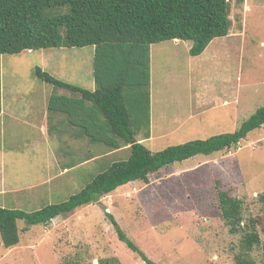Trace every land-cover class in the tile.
Returning <instances> with one entry per match:
<instances>
[{
    "label": "rangeland",
    "instance_id": "rangeland-1",
    "mask_svg": "<svg viewBox=\"0 0 264 264\" xmlns=\"http://www.w3.org/2000/svg\"><path fill=\"white\" fill-rule=\"evenodd\" d=\"M230 18L229 35L214 38L199 56L187 51L191 41L153 47L156 139L144 142L152 151L234 132L264 105V0H232ZM162 45L166 47L159 53ZM94 49L62 46L1 56L3 207L34 211L61 202L114 161L129 157V148L111 151L71 132L60 133L58 126L49 135L38 129L51 94L72 92L42 80L35 68L93 90ZM160 115L168 118L169 129H178L157 135ZM61 119L55 115L49 126ZM217 186L242 200L244 220H256L264 241V203L259 198L264 193V125L237 147L174 162L151 173L148 182H129L47 225L25 229L26 221L19 219L17 245L5 247L0 235V264H147L120 240L111 214L154 264H235L241 235L231 234L221 217ZM252 256L263 264L260 246Z\"/></svg>",
    "mask_w": 264,
    "mask_h": 264
},
{
    "label": "trees",
    "instance_id": "trees-1",
    "mask_svg": "<svg viewBox=\"0 0 264 264\" xmlns=\"http://www.w3.org/2000/svg\"><path fill=\"white\" fill-rule=\"evenodd\" d=\"M231 1L0 0V115L3 54L92 45L95 47L93 90L62 81L39 66L35 68L42 80L72 92V95L51 94L50 118L62 115L64 119L49 126V131L56 126L60 133L77 129L78 137L108 150L125 146L130 149L127 159L114 161L66 200L34 211L0 205V235L5 247L19 243V219L26 221L25 229L36 224L47 225L57 216L99 201L129 182H148L151 173L174 162L237 147L249 132L264 125L263 105L234 132L171 145L156 152L142 141L151 135V45L172 39L187 40L192 42L190 54L200 55L214 38L229 34ZM217 188L222 219L231 234L241 235L235 264H257L252 252L259 246L264 264V241L256 220L251 217L245 221L242 200ZM259 198L264 203V193ZM110 219L120 240L147 264H154L127 236L113 214Z\"/></svg>",
    "mask_w": 264,
    "mask_h": 264
},
{
    "label": "crops",
    "instance_id": "crops-1",
    "mask_svg": "<svg viewBox=\"0 0 264 264\" xmlns=\"http://www.w3.org/2000/svg\"><path fill=\"white\" fill-rule=\"evenodd\" d=\"M182 41L183 40H181V39H172V40L162 41V42H159V43H154V44L151 45V48H150V55H151V82H150V98H151L150 99V117H151V125H150V128H151V135H150L149 138L142 139L143 142L153 141V140L156 139L155 138V135H154V132H153L154 122H153V115H152V112H153V109H154V97H153V92H152V76H153V55H152V49H153L154 46L156 47V45H158L160 43H168V42L172 43L173 46L178 47L180 45V43H182ZM185 41H187V40H185ZM191 46H192V44H186L187 51L189 52V54H190V48H191ZM165 47H166V45L159 46L158 47V52L159 53L162 52ZM191 56H194V55H191ZM196 56H199V55H196ZM196 56H194V57H196ZM93 77H94V75H93ZM2 94H3V91H2ZM203 102H204V97H203V94H202V91H201V93H200V100H199V103H200V106L201 107L204 106ZM226 104L229 105L230 102L229 103H226ZM178 113H179V111H176L175 115L178 116L177 115ZM1 114H2V112H1ZM35 120H38V119H32L31 121H35ZM38 121H39L38 129H40L41 131H43L41 133L44 134V135H49L50 134L49 125H50V122H51L49 109H48L47 112H43V116ZM168 124H169L168 118L160 115V117H158L157 120H156L157 135L163 136V135L168 134V133H174L178 129V127H176V128H170L169 129L170 126ZM69 131L74 135V138L81 139L80 137H78L76 135L77 129H74V130L71 129ZM139 138H141V136H139ZM128 147L129 146H125V147H123V149L128 148ZM66 168H68V167H66ZM40 183L42 184L43 182H40ZM40 183H35L33 185L37 186Z\"/></svg>",
    "mask_w": 264,
    "mask_h": 264
}]
</instances>
